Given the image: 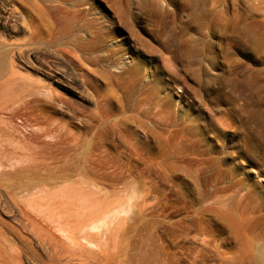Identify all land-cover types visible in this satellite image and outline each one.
<instances>
[{"label": "rangeland", "instance_id": "obj_1", "mask_svg": "<svg viewBox=\"0 0 264 264\" xmlns=\"http://www.w3.org/2000/svg\"><path fill=\"white\" fill-rule=\"evenodd\" d=\"M88 1L95 22L109 35L103 37L107 44L120 38L116 37L117 22L136 25L140 30L146 42L142 49L145 81L127 100L124 95L106 93L104 80L85 71L100 96L101 112L110 115L114 123V135L109 137L87 120L92 114L91 104L78 116L56 109L53 118L29 116L32 108H0V235L46 264L48 256L39 251L19 222L21 212L31 213L27 201L36 187L59 184L60 189L62 185L64 189L75 187L73 205L77 208L72 206L77 216L92 217L96 223L91 231L99 230V234L92 232L94 246L87 244L85 253L65 259L68 263L63 260L66 264H218L215 258L207 260L199 225L190 236L181 235L171 244L156 224L162 211L170 213L168 221L179 230L188 222L187 216L203 207L209 210L206 216L212 218L225 216L226 207L231 218L253 211L254 216L263 215L258 231L264 236V0H155L166 8L157 25L150 24L147 9L140 8V1L145 0ZM123 10L128 11L127 17H123ZM150 59L154 61L150 63ZM155 63L157 68L163 67L157 74ZM172 79L173 90L188 93L187 99L167 95ZM153 97L161 104L157 140L143 133L144 125L150 124ZM166 115L169 121L164 120ZM165 122L173 126L168 128ZM164 128L175 133L166 136ZM126 142L148 143L146 155L155 157L159 176H163V184L158 185L163 192L157 190L146 199L150 210L144 215L137 210L142 203L137 199L146 186L131 178L137 171L147 170L146 162L130 152ZM26 146L32 149L29 152L46 158L56 156V160L32 164L35 155L28 154ZM88 157L93 161L91 168L86 166ZM105 157L112 163H104ZM201 157H214L215 161L204 165V170L197 166ZM127 163L135 170H129ZM204 188L211 193L210 200L203 198Z\"/></svg>", "mask_w": 264, "mask_h": 264}, {"label": "bare ground", "instance_id": "obj_2", "mask_svg": "<svg viewBox=\"0 0 264 264\" xmlns=\"http://www.w3.org/2000/svg\"><path fill=\"white\" fill-rule=\"evenodd\" d=\"M65 3L70 4L72 6L70 8L73 9H67L66 7L68 6H66ZM137 3L139 4V2ZM60 4H65V7ZM140 8L143 10L147 9L148 20L152 25L160 23L166 12L163 2L158 4L155 0L140 1ZM122 12L123 17H127L129 14L127 10H123ZM94 13L93 7L88 0L84 2L81 0H0L1 109L15 105L17 107H22V109L32 108L29 116L53 118L57 112L56 109L68 111L74 116H78L79 113L85 112L84 109H87L89 104H91L92 114L89 115L87 120L90 124L91 122L94 123L103 136L109 137L114 135V123L111 120V116H107V113L101 112L102 102L100 96L96 95L94 92L86 77L85 71L89 70L91 73L94 72L95 76L104 80L106 93H110L113 96L117 94L121 96L124 95V99L128 100L130 95L134 92L135 87L142 83L141 81L145 76L144 61L146 59L142 55V49L143 46L146 45V42L143 40L139 32L140 30L136 28V25H128L127 22H117L115 24L117 28L116 37L118 36L120 38L116 39L111 45L107 44L103 41V37L106 36L108 38L109 35L102 30V25H98L100 24L99 22H95ZM165 47L168 49V45ZM165 59L167 58L165 57ZM153 61L154 59L149 60L150 63ZM156 65L155 63L153 69L157 74L158 71H162L163 67L159 65L157 68ZM155 78L156 77L153 76V80H155ZM174 78L176 79V76H174ZM144 81L145 80H143V82ZM173 83H175L173 79L172 81H168L167 95L175 94L179 98L186 97L187 99L188 93L184 95L177 94L172 88ZM156 98L157 97H153L152 99L153 111L151 113L150 124H148L150 127H146V122H148V120H144L146 121V125H144L146 129L143 133H150L151 137L153 136L157 140L160 134L159 122L161 120L159 117V108L161 104ZM120 100L122 102V98ZM166 114H169V111H167ZM144 115L146 114L144 113ZM164 120L169 121V116L166 115ZM27 122L29 123V121ZM166 125L168 128L173 126L170 122ZM164 130L167 132L166 136H168V134L170 136V134L174 132L165 128ZM128 141L131 140L128 139ZM128 144V147L131 149L130 152L136 153L146 162L145 168L147 170H139L131 178L135 182L140 183L141 186H146L145 192H141L143 193V195H140L141 198L137 199L142 202V205L139 202L140 209L137 210H139L141 215H144L145 212L150 210L145 203L146 199L157 190L159 193H161V191L163 192V189L158 186L161 183L163 184V176H159L158 167L155 165V163H157L154 159L155 157H150L149 159L146 155L147 151L150 150L148 143L138 145L132 142ZM39 145L40 144L37 146ZM37 146L35 145V147ZM45 149H41V152ZM30 150L32 149H28L27 147L28 154L32 153L29 152ZM26 153L24 155L26 157L25 159H27L28 156ZM106 153V155L111 154L110 152ZM39 154L36 152L31 154L35 155L31 157L34 158V160L32 159V164L39 161L48 163L51 162L49 159L52 160L56 158V156L46 158ZM98 155L101 156L99 153ZM89 157L86 158V163H88L86 166L91 168L93 161L92 158L90 159ZM105 158L104 160L106 162L104 163H112V159L109 160L108 157ZM200 159L199 164L196 162L197 166L204 170V165L210 166L215 161L214 157H201ZM29 160L28 158V163ZM104 163L102 162V164ZM127 164L129 165V170H135L133 165H130L131 163ZM108 167L109 166H107V168ZM196 168L194 167V169ZM198 173L199 172H197V174ZM196 178L205 181L203 176H197ZM63 187L64 185H62L60 189L59 184H44L40 187H36L35 191L31 193L32 196L29 197V201H27L29 202L28 206L31 213L26 211L21 212L22 220L19 222L21 228L28 232L31 240L35 241L39 251L48 256L50 261H48L47 258L46 260L51 262V264H60L61 261H65L67 258L77 257L80 255L77 254L78 252L85 253V251H87L86 248H88L87 244L90 246L95 244L93 243L94 240H91V236L94 235L92 232H97L96 230L95 232L91 231L95 227V219L94 221H91L92 217L91 219L89 217L88 219H85V217L82 219L76 214L78 213L75 209L77 208V204L75 207V201L73 203V200H75V193H77L75 187L74 189L72 186L69 187L70 189L68 187V189H64ZM202 195L204 199H209L211 193L204 188ZM217 197H219L218 194ZM135 202L137 203V201ZM210 207H212V205ZM227 210L226 207V210H224L225 216L223 213V216L221 215L222 217L216 218L218 215H214L215 218H212L206 216L209 210L203 207V209L196 212L195 215L187 216L189 220L183 223V227L181 225L182 229L180 230L178 229L180 227L176 228L175 224L168 221L170 213L166 214V212L163 213L162 211V217L156 224L157 227L160 228V233L165 235L170 240L171 244L174 239L176 240L177 237H181V235L185 237L190 236L189 234L192 229L195 228L196 225H199V231L201 230L202 234L200 239L205 254L207 253V260L210 262L215 258L218 264H264V246H262V244H264L262 243L264 241V236L258 231V223L263 215L254 216L252 211L250 214L242 212L237 214L235 218H231V214ZM250 221L255 222L252 224ZM145 224L147 225V223ZM97 233L99 234V230ZM1 235L0 264L44 263L38 262L41 260L40 258V260L38 259V261H35L38 257L37 255V257L34 258L33 253L15 244H11ZM94 237H96V235ZM160 240L162 241L161 236ZM91 249L92 247L90 250ZM47 261L46 264H48ZM65 262L64 264H66Z\"/></svg>", "mask_w": 264, "mask_h": 264}]
</instances>
